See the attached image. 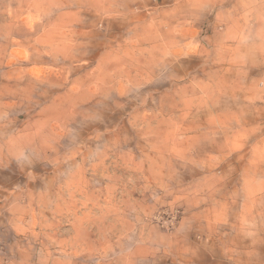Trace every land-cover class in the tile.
Listing matches in <instances>:
<instances>
[{"label": "clouds", "instance_id": "obj_1", "mask_svg": "<svg viewBox=\"0 0 264 264\" xmlns=\"http://www.w3.org/2000/svg\"><path fill=\"white\" fill-rule=\"evenodd\" d=\"M0 264H264V0H0Z\"/></svg>", "mask_w": 264, "mask_h": 264}]
</instances>
